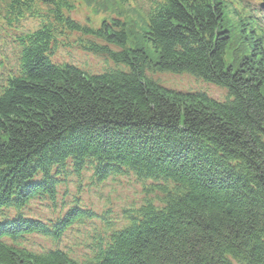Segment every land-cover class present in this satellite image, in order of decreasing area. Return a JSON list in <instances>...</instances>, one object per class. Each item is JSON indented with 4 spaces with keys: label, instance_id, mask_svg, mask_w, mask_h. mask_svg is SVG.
I'll list each match as a JSON object with an SVG mask.
<instances>
[{
    "label": "trees",
    "instance_id": "1",
    "mask_svg": "<svg viewBox=\"0 0 264 264\" xmlns=\"http://www.w3.org/2000/svg\"><path fill=\"white\" fill-rule=\"evenodd\" d=\"M85 1L102 12L124 5ZM255 1L144 0L134 19L115 14L93 28L70 18V0H0L19 53L13 72L0 61V210L14 212L0 220V264H264V12ZM27 18L38 27L19 31ZM66 32L114 67L90 75L52 63ZM148 72L189 74L227 95L175 92ZM66 167L98 181L131 173L160 197L127 209L128 224L81 261L32 248L31 236L57 242L84 212L74 206L53 222L20 213L54 199Z\"/></svg>",
    "mask_w": 264,
    "mask_h": 264
},
{
    "label": "rangeland",
    "instance_id": "2",
    "mask_svg": "<svg viewBox=\"0 0 264 264\" xmlns=\"http://www.w3.org/2000/svg\"><path fill=\"white\" fill-rule=\"evenodd\" d=\"M70 1L74 4V9L69 14L70 18L75 22L87 24L93 28L98 27L102 20H108L115 14H119L125 20L129 18L134 19V15L137 13L135 11L138 7H143L144 4V0H115L121 5L124 4L122 9L115 8L113 10L112 6L115 4H110L102 12L93 11L91 2L87 4L85 0ZM112 1L109 0L108 2L111 3ZM98 2L107 1L98 0ZM38 23L37 19L27 18L21 22L19 31H33L38 27ZM1 25L0 61L3 60L5 65H8L6 71L10 69L13 72L17 66L19 53L12 44V36L8 34L11 32H6L5 28ZM62 35L65 36L57 38L54 50L50 54L51 62L69 63L86 73L94 75H99L107 69L114 67L113 63L104 55L93 54L80 48V40L85 39L83 35H78L75 32H66ZM13 36L15 38L16 35ZM139 39H136L137 44H141L140 46L146 50L149 57L154 59L155 55L152 50ZM111 49L116 50L115 47H111ZM225 62L227 65L232 64L234 66L237 60L232 59L231 52H228L225 56ZM0 73H4L3 68H0ZM145 75L162 87L175 92L203 93L207 97L219 102L224 101L227 95L225 89L206 83L189 74L148 72ZM66 168L68 170L65 177L62 178L61 184L59 183L57 186L54 202L34 199L20 213L22 214L23 212L25 214H22L23 216L32 219L53 222L74 206L84 212H82L77 222L72 223L64 231L57 242L43 239L37 235L31 236L29 242H27L32 248H57L66 252L72 258L81 261L91 255L92 246L98 238L104 237L109 231L107 225L110 226L111 230H117L126 225L127 222L124 225L122 224L125 210L139 206L145 199L154 200V203H156L157 198L160 197L158 190L152 189L151 184L153 183L151 181H139L131 173L97 181L92 178V171L90 169H84L76 176L70 168ZM11 214H14V212L12 211Z\"/></svg>",
    "mask_w": 264,
    "mask_h": 264
},
{
    "label": "bare ground",
    "instance_id": "3",
    "mask_svg": "<svg viewBox=\"0 0 264 264\" xmlns=\"http://www.w3.org/2000/svg\"><path fill=\"white\" fill-rule=\"evenodd\" d=\"M52 63H54V64H59V63H65V62H52ZM67 64H69V63H67ZM72 65V64H71ZM76 67V66H75ZM80 70V69H79ZM82 71V70H81ZM84 72V71H83ZM88 74H90V75H94V74H92V73H88ZM226 91V90H225ZM227 92V91H226ZM68 169L66 168V170H63V172H66ZM71 170V169H70ZM72 171V170H71ZM73 172V171H72ZM74 173V172H73ZM60 175H63L62 174V172L61 173H59ZM66 174V173H65ZM76 176H78L79 174H76V173H74ZM92 175V178L93 179H97L93 174H91ZM118 176V175H117ZM65 176H63V177H60V182H62L63 180H62V178H64ZM111 177V176H110ZM36 178L37 177H35L34 179H31V181H38V180H36ZM98 181V180H97ZM100 181V180H99ZM59 182V183H60ZM61 184V183H60ZM59 184H57L56 186H55V188L57 189V186H58ZM152 186H154V184H151ZM39 199H41V197H38ZM48 201H50V202H54L55 201V198L54 199H47ZM46 200V201H47ZM126 211L127 210H125V212H124V221L122 222V224L124 225L126 222H128L126 219H125V213H126ZM12 213V209H8V210H0V220H11L12 219V216L10 215ZM22 214L23 215H25L23 212H22ZM126 224H128V223H126ZM122 226V225H121ZM107 227H108V229L109 230H111L110 229V226L109 225H107ZM106 231V230H105Z\"/></svg>",
    "mask_w": 264,
    "mask_h": 264
},
{
    "label": "water",
    "instance_id": "4",
    "mask_svg": "<svg viewBox=\"0 0 264 264\" xmlns=\"http://www.w3.org/2000/svg\"><path fill=\"white\" fill-rule=\"evenodd\" d=\"M261 6H264V4H262Z\"/></svg>",
    "mask_w": 264,
    "mask_h": 264
}]
</instances>
